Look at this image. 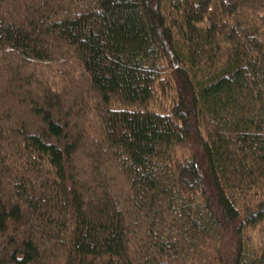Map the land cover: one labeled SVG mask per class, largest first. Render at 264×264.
<instances>
[{
  "label": "trees",
  "instance_id": "obj_1",
  "mask_svg": "<svg viewBox=\"0 0 264 264\" xmlns=\"http://www.w3.org/2000/svg\"><path fill=\"white\" fill-rule=\"evenodd\" d=\"M0 264H264V0H0Z\"/></svg>",
  "mask_w": 264,
  "mask_h": 264
},
{
  "label": "rangeland",
  "instance_id": "obj_2",
  "mask_svg": "<svg viewBox=\"0 0 264 264\" xmlns=\"http://www.w3.org/2000/svg\"><path fill=\"white\" fill-rule=\"evenodd\" d=\"M261 234H260V229H257L256 230V232H255V234H254V236H256V237H259ZM260 239V238H259Z\"/></svg>",
  "mask_w": 264,
  "mask_h": 264
}]
</instances>
